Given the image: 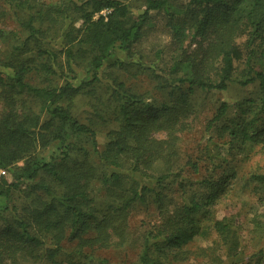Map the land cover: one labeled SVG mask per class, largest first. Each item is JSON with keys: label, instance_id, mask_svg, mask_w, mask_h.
Listing matches in <instances>:
<instances>
[{"label": "trees", "instance_id": "trees-1", "mask_svg": "<svg viewBox=\"0 0 264 264\" xmlns=\"http://www.w3.org/2000/svg\"><path fill=\"white\" fill-rule=\"evenodd\" d=\"M3 1L0 264H113L97 253L128 244L136 205L156 215L128 264L182 261L212 231L236 258L240 214L217 218L230 186L217 172L235 150L264 141V0H138L139 15L131 0ZM152 13L163 15L173 44L193 33L195 48L175 56L156 49L166 67L116 59L106 68L142 39ZM140 73L164 100L127 83ZM232 86L254 90L213 104L200 156H182L177 133L198 93ZM250 178L261 183L264 174ZM24 185L16 204L13 192Z\"/></svg>", "mask_w": 264, "mask_h": 264}, {"label": "rangeland", "instance_id": "rangeland-1", "mask_svg": "<svg viewBox=\"0 0 264 264\" xmlns=\"http://www.w3.org/2000/svg\"><path fill=\"white\" fill-rule=\"evenodd\" d=\"M179 3H185L187 0H177ZM131 10L134 15H139L143 10L138 0H131ZM5 2L0 0V7ZM151 17L145 19L143 23V37L132 48L129 54L115 53L109 60L106 68L111 69V64L116 60L125 61L127 63L141 61L145 64L151 63L156 59L159 66H167V57L165 60H159L155 57V51L158 48H174L172 56L181 52V50H193L196 46L194 34L190 33L178 46L171 42L170 31L164 25L165 19L162 14H151ZM6 25H12L9 21ZM243 37L238 39L242 43ZM156 62V63H157ZM239 68L241 65L239 64ZM122 73V72H120ZM128 76V74H127ZM127 83L132 85L136 92L142 93L148 100L155 99L164 100L165 97L153 88V82L146 73H140L136 77L128 76ZM254 87L248 86L239 88L232 86L228 91L221 94L198 93L196 100V112L186 119L187 128L179 133L180 140L178 142L182 156L184 153L192 154V157L200 156V148L204 144L201 138L203 134L204 124L211 117L213 104L219 99H228L231 104L235 99H241L253 93ZM167 98V97H166ZM81 99L76 101L77 111L80 115L82 107ZM232 112V111H231ZM235 113V111H233ZM82 115H85L82 114ZM231 115H233L231 113ZM156 137L162 138L163 135L158 133ZM98 139V147L101 148L103 139ZM88 146V145H87ZM89 149L90 158L96 159V154ZM220 149V148H219ZM223 152L224 148L220 149ZM203 163V167H208V163ZM204 170V169H202ZM4 175H8L7 171ZM217 175L229 176V187L227 192L222 195V203L217 206V218H221L224 214L232 215L239 213L237 216V227L239 232V246L236 258L231 259L227 254V249L222 241L217 240L215 232L208 234L199 244L189 245V253L184 255L182 261L170 260L169 264H264V181L258 183L250 178L252 173L264 174V141L253 143L242 149L235 150L234 153L227 156V162L224 167L218 169ZM233 175V176H232ZM25 185L15 190L12 199L16 204L23 197ZM155 212L153 209L147 211L143 206L136 205L130 212L129 216V242L123 247H111L97 254L107 258L113 264H128L136 258L139 250L137 239L140 233L154 221ZM241 235V236H240ZM211 248L208 249V247ZM202 249H206L205 252ZM211 249L213 253L211 255ZM215 256L219 257L217 262Z\"/></svg>", "mask_w": 264, "mask_h": 264}, {"label": "built area", "instance_id": "built-area-1", "mask_svg": "<svg viewBox=\"0 0 264 264\" xmlns=\"http://www.w3.org/2000/svg\"><path fill=\"white\" fill-rule=\"evenodd\" d=\"M4 174H5L4 169H0V178H1V176H3Z\"/></svg>", "mask_w": 264, "mask_h": 264}]
</instances>
